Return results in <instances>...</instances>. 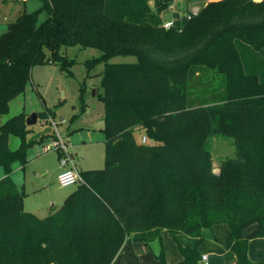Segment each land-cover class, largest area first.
Instances as JSON below:
<instances>
[{
	"label": "trees",
	"instance_id": "obj_1",
	"mask_svg": "<svg viewBox=\"0 0 264 264\" xmlns=\"http://www.w3.org/2000/svg\"><path fill=\"white\" fill-rule=\"evenodd\" d=\"M39 1L0 35V117L35 66L65 68L73 60L63 46L96 48L105 61V167L81 170L64 203L39 217L10 176L13 161H26L27 114L1 123L0 264H111L129 235L161 242L157 264H200L197 246L182 244V260L169 263L162 233L200 241L219 223L229 226L235 264H264L249 258L250 240L264 237V82L244 71L235 42L264 52V0H214L190 18V8L176 10L170 28L163 13L172 0ZM116 55L137 61L109 62ZM216 134L236 148L218 172L207 149ZM11 135L21 139L16 149Z\"/></svg>",
	"mask_w": 264,
	"mask_h": 264
},
{
	"label": "rangeland",
	"instance_id": "obj_2",
	"mask_svg": "<svg viewBox=\"0 0 264 264\" xmlns=\"http://www.w3.org/2000/svg\"><path fill=\"white\" fill-rule=\"evenodd\" d=\"M210 1L214 0H195L193 3L199 5L197 9L200 11ZM186 5V0H177L174 8L163 13L164 18L172 17L173 10L184 11ZM40 6L39 0H0V35L7 30V23L15 20L21 10L26 8L34 11ZM46 17V12L40 13L41 21ZM235 42L244 71L250 75H258L264 81V52L257 51L242 40ZM61 53L73 61L65 68L57 63L35 66L25 91L11 100L9 111L0 117L1 124L22 111L27 115L38 114L36 122L29 125L30 130L26 134V141L30 142L26 149V161H13L10 176L24 192L25 210L39 217L60 207L65 198L77 188V184L63 187L59 183L58 173L63 156L69 154L79 167L83 162L91 165L90 168H84L85 170H102L105 167V105L102 83L105 61L101 58L100 51L93 47L63 46ZM136 61L135 55H116L109 60ZM43 112H46V117L39 116ZM143 136L142 130L135 132L137 140L141 141ZM60 138L67 143L68 154L58 147ZM233 142V138L224 134L209 137L207 149L212 153L215 172L219 171L221 160L235 155ZM20 143L18 136H10L9 145L12 149H16ZM46 145L50 149H46ZM4 175L0 168V178ZM227 230V223L217 224L216 230L203 228L200 241L196 236L185 232L174 238L165 230L162 244L169 261L173 254H178L179 244H182L197 246L200 253H208L212 258L220 257V263L230 264L235 259L230 248L228 255L221 257L214 254L225 250L224 237ZM261 239L264 237L255 238L253 245ZM154 241L156 243L152 245L153 255L159 251L161 245L159 240Z\"/></svg>",
	"mask_w": 264,
	"mask_h": 264
},
{
	"label": "crops",
	"instance_id": "obj_3",
	"mask_svg": "<svg viewBox=\"0 0 264 264\" xmlns=\"http://www.w3.org/2000/svg\"><path fill=\"white\" fill-rule=\"evenodd\" d=\"M205 1H208V0H205ZM198 6L199 5L196 4V3H191L189 5H186V8L188 7L190 9H192V8H198ZM24 10H27V9L25 8ZM24 10H21L20 13L23 12ZM178 11H180V10L178 9ZM180 12H183V11H180ZM20 13H18L17 16ZM17 16H15V18ZM75 165H76V167H77V169L79 171L85 170L84 168H90V166H91V165L84 164V162L82 163V165L80 167L77 166L76 162H75ZM87 166H89V167H87ZM66 167H70V164H68ZM61 170H62V166L60 168V171ZM216 227H217V224L214 225L212 228L216 230ZM164 231H163V233H164ZM229 231H230V229H229V226H228V230L226 231V237H224V239H227ZM163 233H162V235H163ZM255 238H257V237H255ZM255 238H252L250 240V242H249V258H250L251 261H255L256 262V261L264 260V239L263 240L262 239L259 240L260 241L259 243H255L253 245V243L255 241L254 240ZM155 243H156V241H152L149 244H146L143 241H135L132 238V235H129L126 238L123 246L121 247L120 251L118 252L117 256L115 257V259L113 260V262L111 264H157L156 254L153 255V253H152V250H153L152 245L155 244ZM158 246H159V243H158ZM227 246H228V244H227V241H226L225 250L223 252H220V253H218V252L215 253L214 252V254L218 255V256H221V257L225 256L226 254L228 255L229 247H227ZM200 254H201V257H202L203 254H207L208 262H210L209 264H222V263H220L221 262L220 257L214 256L212 258V256L209 255L208 253H200ZM234 257H235V255H234ZM182 258L183 257L181 255L180 251L178 250V254L177 255L173 254L172 259H170V261H169L168 258H167V260H168L169 263H176L175 261H177V260L181 261ZM230 264H235V259H234V263L231 262Z\"/></svg>",
	"mask_w": 264,
	"mask_h": 264
},
{
	"label": "built area",
	"instance_id": "obj_4",
	"mask_svg": "<svg viewBox=\"0 0 264 264\" xmlns=\"http://www.w3.org/2000/svg\"><path fill=\"white\" fill-rule=\"evenodd\" d=\"M176 2L177 0H172V3L170 4L168 10H170L171 8H174ZM174 11L176 10H173L172 12L174 13ZM197 13H198V9L192 8L191 13L188 14V17L190 18L192 15L197 14ZM172 25H173V15L170 18H164L163 26L165 28H170ZM59 141L60 142H58L57 145H60V146L58 147H61L68 154L67 143L63 141L61 138ZM146 141H147V137L143 136L142 142H146ZM45 148L50 149L49 145H46ZM68 164H70V167H66ZM61 166H62V170L58 174V180L61 186L67 187V186L81 182L82 177H81L80 171L77 169L74 160L69 154L61 158ZM200 264H209L207 254L202 255Z\"/></svg>",
	"mask_w": 264,
	"mask_h": 264
},
{
	"label": "water",
	"instance_id": "obj_5",
	"mask_svg": "<svg viewBox=\"0 0 264 264\" xmlns=\"http://www.w3.org/2000/svg\"><path fill=\"white\" fill-rule=\"evenodd\" d=\"M37 115H38L37 113H32V114L27 115V117H26V123L28 125H31V124H33V122H36Z\"/></svg>",
	"mask_w": 264,
	"mask_h": 264
}]
</instances>
